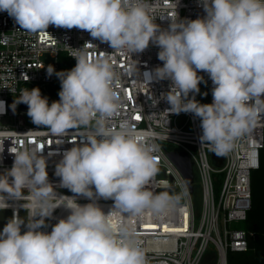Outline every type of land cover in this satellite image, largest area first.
I'll return each instance as SVG.
<instances>
[{
    "label": "clouds",
    "instance_id": "9594fccd",
    "mask_svg": "<svg viewBox=\"0 0 264 264\" xmlns=\"http://www.w3.org/2000/svg\"><path fill=\"white\" fill-rule=\"evenodd\" d=\"M176 3L166 29L155 21L167 12L157 14L150 0H0V12L33 34L49 25L87 31L114 51L141 53L155 44L163 64L144 72L140 82L170 79L163 95L170 107L161 113L194 114L201 147L226 157L264 121V0H200L205 15L196 19H180ZM72 56V69H46L60 80L59 100L49 104L39 87L25 88L12 108L26 104L33 124L55 137L70 129L87 132L55 166L60 187L74 195L57 193L40 147L15 152L12 167L0 175V209L11 207L9 200L24 201L27 230L21 232L25 221L14 211L0 231V264H147L133 220L166 216L180 198L149 190L159 171L154 137L139 135L125 120L113 126L121 99L108 58L90 59L83 49ZM198 71L214 85L211 103L195 99L203 80ZM78 197L90 202L80 204ZM101 198L113 201L107 213L97 203ZM61 206L69 214L50 232L40 230Z\"/></svg>",
    "mask_w": 264,
    "mask_h": 264
},
{
    "label": "built area",
    "instance_id": "2783aa9c",
    "mask_svg": "<svg viewBox=\"0 0 264 264\" xmlns=\"http://www.w3.org/2000/svg\"><path fill=\"white\" fill-rule=\"evenodd\" d=\"M150 2L157 14L167 12L157 17L155 22L161 28H168V15L175 11V0ZM176 12L180 19H196L205 15L200 0H177ZM77 49L85 50L90 59L107 57L117 73L115 87L121 99V108L113 126L125 120L132 124L139 135L150 134L154 137L158 145L155 155L159 171L150 181L149 190L160 193L178 189L181 193L177 206L166 216L153 218L148 215L142 220H133L147 264H228V250H247L248 233L239 224L246 220L252 203L251 175L261 164L264 121L238 140L226 157L213 160L216 155L207 146L200 145L202 129L199 118L184 112L169 113L166 118L161 113L170 107L163 95L170 90L171 80H153L148 86L140 82L144 79V72L163 64L158 59L160 49L151 42L143 52L129 54L114 51L109 44L77 28L49 25L47 31L33 34L20 28L7 12H0V101L4 102V111L0 112V175L12 167L15 152L22 148L40 147L47 159L48 179L57 193L74 195L67 188L60 187L55 166L62 159L63 152L82 142L87 132L70 129L65 137H55L43 126L33 124L27 110L21 108V103L16 105L15 110L12 104L23 89L34 87H39L49 104L59 100L60 97L52 91L57 76L53 74L48 77L47 66L51 64L58 72L63 54L72 69L77 62L72 54ZM45 54H50L52 60L46 61L43 58ZM198 75L208 82L205 93L207 103H211L214 85L206 72L198 71ZM192 96L193 93H189L188 98ZM154 99L158 103H154ZM171 150L186 152L193 170L195 168L201 177L204 202L201 213L196 211L193 190L168 154ZM220 173L223 177L217 191L216 180ZM77 202L86 204L90 201L78 197ZM23 203L22 200H9L11 207L6 209L10 210L11 218L14 211H18L20 217L24 215L27 218V211L20 207ZM97 203L106 213L113 205L112 200L102 198ZM68 214L63 206L56 208L40 230L50 232L52 226ZM113 218L114 222L119 223L120 217L115 212ZM148 225L156 227H146ZM210 246L214 247L215 253L208 257Z\"/></svg>",
    "mask_w": 264,
    "mask_h": 264
},
{
    "label": "trees",
    "instance_id": "16d2710c",
    "mask_svg": "<svg viewBox=\"0 0 264 264\" xmlns=\"http://www.w3.org/2000/svg\"><path fill=\"white\" fill-rule=\"evenodd\" d=\"M71 69V63L61 54L58 71ZM61 83L57 77L56 84L52 89L56 96H59ZM206 93L201 91L195 93V99L199 103H207ZM223 174H217V191L221 186ZM252 203L247 212V218L242 222L241 228L248 233V248L244 251L228 250V264H264V150L261 152L260 167L252 172Z\"/></svg>",
    "mask_w": 264,
    "mask_h": 264
},
{
    "label": "rangeland",
    "instance_id": "374dc122",
    "mask_svg": "<svg viewBox=\"0 0 264 264\" xmlns=\"http://www.w3.org/2000/svg\"><path fill=\"white\" fill-rule=\"evenodd\" d=\"M43 58L48 61V60H52V58L50 57V54H45L43 56ZM208 82L206 79L203 78V80L201 81L200 85H199V89L202 92V94L205 93V87L207 86ZM210 155L211 152H209ZM217 156L215 157L216 161ZM214 161V162H215ZM165 177V176H163ZM68 192V191H67ZM166 193L170 196H179V198H181V193L178 189L173 190V191H166ZM192 199L193 202L195 204V208L197 212H202L203 211V206H204V202H203V188H202V183H201V177L198 173V171L194 168V188L192 191ZM21 218H24V224L21 226V231L24 232L27 230L26 225H27V218L26 216L22 215ZM11 219V212L10 210L7 209H0V231L3 230V227L7 224V222ZM240 226H242V223L239 224ZM215 253V249L213 246H210L207 250V256L211 257L213 256Z\"/></svg>",
    "mask_w": 264,
    "mask_h": 264
},
{
    "label": "water",
    "instance_id": "95a60500",
    "mask_svg": "<svg viewBox=\"0 0 264 264\" xmlns=\"http://www.w3.org/2000/svg\"><path fill=\"white\" fill-rule=\"evenodd\" d=\"M21 108L27 110V105L21 103ZM168 154L183 173L190 186V189L193 190L194 170L189 155L184 151L178 150L168 151Z\"/></svg>",
    "mask_w": 264,
    "mask_h": 264
},
{
    "label": "snow or ice",
    "instance_id": "6c2138e0",
    "mask_svg": "<svg viewBox=\"0 0 264 264\" xmlns=\"http://www.w3.org/2000/svg\"><path fill=\"white\" fill-rule=\"evenodd\" d=\"M136 118L139 119V116H137ZM146 227H156V225H148Z\"/></svg>",
    "mask_w": 264,
    "mask_h": 264
}]
</instances>
